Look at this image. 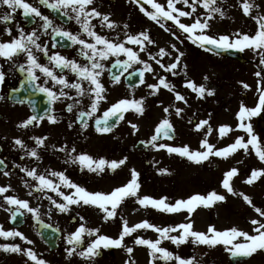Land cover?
I'll list each match as a JSON object with an SVG mask.
<instances>
[{
    "label": "snow or ice",
    "instance_id": "6c2138e0",
    "mask_svg": "<svg viewBox=\"0 0 264 264\" xmlns=\"http://www.w3.org/2000/svg\"><path fill=\"white\" fill-rule=\"evenodd\" d=\"M94 2L95 0H35V2H29V0H0V8L8 10L0 13V21L5 23L4 33L10 37L9 40L0 39V85L5 82L9 74L4 69V62H6L9 71L23 74L21 88L28 85L33 91L45 94L49 105L55 104L61 98L65 100L71 99L74 102L67 104V111L72 113L74 108L81 103V100L72 97L67 90H75L77 97H83L86 93L89 94L92 97L90 103L91 111L81 110L78 114V120L83 129L89 127L86 117H91L97 111L100 101L107 98L105 95L106 89L100 77L105 70L103 61L108 60L109 57H116L115 66L122 67L124 71H127L134 63L143 65V68L138 70L140 84H145V72L155 73L152 64L142 59L140 53H146L149 60L154 61L156 65H159L160 68L173 76L179 75L181 71L187 76L188 69L186 63L182 64V60L186 58V53L177 47L175 43L170 45L171 51L161 47L156 54H153L148 46L155 44V41L147 30L136 34L125 32L124 40L119 39V34H117L115 39L101 35L96 31L97 25L93 23L95 18H99L101 28L107 27L114 30L118 27V24L110 19V14L102 13L96 7H90ZM129 2L137 5L145 16L169 32L180 44L187 40L198 48L217 56L221 52L229 50L244 52L249 49L259 57L258 66H264V12L260 11L262 5L256 3V0H238L243 14L250 17L256 24L254 33L237 30L235 33L216 35L210 33L212 28L210 21L215 18L214 14H218L221 19L226 16V12L223 7L219 6L218 0H166V4L157 2V0H129ZM147 5L151 7L148 8L146 7ZM178 5H183V7ZM198 5L208 11L207 18H201L196 15ZM40 6H46L50 10L61 12L63 15L68 16L69 19H74L81 31L73 32L63 28L61 25H57L49 15L44 14L40 10ZM18 10H22L23 16L30 23L36 24V26L32 27L31 30H26L19 23L15 25V29L8 26L14 19L13 14ZM69 10L74 15H69ZM37 18L39 23H37ZM182 18H190L191 22H183ZM168 22H171V24ZM123 27L128 29L129 25L124 24ZM49 29H51V33L48 31ZM14 31L15 34H13ZM41 32L52 37L51 47H49L47 42L42 41ZM81 32L91 38V42L82 38ZM177 32L180 34L178 35ZM56 37L70 42L69 46H79V55L84 57L87 63H80L75 58L61 54L60 51H53L59 43ZM126 45L137 46V50ZM173 52L175 53L174 56ZM122 55L126 59H120ZM163 57H170L171 62L162 63ZM65 70L75 74L76 79L74 81L71 80L65 74ZM255 76L258 78L256 89L259 93L258 102L253 107H248L242 102L237 113L240 121L237 128L246 133L247 139L240 136L226 147L217 149L207 139V135L211 134L212 128L209 120L204 119L195 123V130L197 131L206 128L205 138L200 142L201 150L190 149L188 145L172 146L166 143H158L161 137L172 139L174 136L175 129L172 122L168 117H165L158 123L155 128V134L151 136L147 144L157 150L166 149L169 154H177L196 164L203 163L210 156L226 159L239 149H243L245 153H248L249 146H251L259 160L264 162V143H262V138L255 132L253 125V118L260 117L264 113V67L256 71ZM203 79L207 81L209 77L205 75ZM113 81L118 83L120 76H113ZM84 82H87V87H85ZM241 83H243L245 89L250 88L247 83ZM146 86L152 90L150 95H155L163 87L173 92L177 101L188 103L186 97L177 91L176 86L165 76H158V83L147 84ZM185 86L196 93L199 98L215 95V89L209 88L203 83L198 84L192 79L186 80ZM13 91L18 92L19 89H14ZM5 99L3 95H0V101ZM19 102L23 103L24 101L20 99ZM129 109L134 110L139 115H143L146 110L145 98L142 97L138 100L120 99L112 104L104 112L103 117L95 120L96 131L99 133L111 132L119 121L125 119V112L129 111ZM52 111L49 108L44 115H32L24 120L20 126L27 128L33 122L43 121L45 118L50 123H56L58 118L52 114ZM163 111L168 113L169 107H164ZM183 111V108H175L177 116H180ZM113 118H115L114 121ZM110 121L113 122L110 123ZM189 122L192 123L193 121ZM128 123L134 132L138 131L135 123L131 121H128ZM68 127L71 128L72 124H69ZM231 130V126L221 125L219 133L223 137ZM33 139L36 147L28 149L25 154L40 160L41 156L38 148L46 146L47 137H34ZM14 143L22 149L27 148L24 141L19 138H16ZM59 151L65 152L67 156L66 163L78 164L82 169L87 168L89 172L97 175L105 172L106 167L115 171L124 165L128 159L125 156L120 160L108 161L102 157L94 159L86 153L73 155V153H76V148L72 147L68 150L67 146L61 147ZM0 166L7 167L3 159H0ZM14 166L20 168L21 171L26 173L27 177H31L36 182L32 184L27 180L24 181L25 186L31 189L28 193L30 196L38 193L40 197L49 201L51 205L48 210L49 215H51L53 209L64 213L69 212L74 205L92 206L98 208L104 214L103 219L108 221L117 216V209L129 198H135L136 202L143 207L151 206L166 213L187 211V222H182L175 226L160 227L150 223L148 220L129 226L128 221L123 220L122 230L117 238L101 234L99 228H87L84 224H80L76 231L66 237L67 243L71 246L65 249L69 257L79 255L86 260H94L95 257L101 254V248L121 247L125 237L131 236L138 229H152L159 234V238L156 240L144 239L140 236L134 239L136 245L147 246L149 249V264H159L160 261H164L165 264H169V262L171 264H199L195 256L181 257L168 248L163 247V240H169L177 247L189 242L194 245H207L212 248L223 246L224 251L229 254L232 264H242L245 258H251L257 252L264 251V208L256 206L250 196L244 193H237L234 190L231 178L238 174V169L235 167L224 173L222 187L227 193L241 196L258 214V218L250 220V223L254 226L251 233L237 226L220 230L214 225H209L206 232L194 229L191 216L197 207L210 208L217 202L226 201L227 196L216 190L209 191L206 195L196 193L187 199L169 202L168 197L155 199L148 195L140 196L138 193L141 187L139 181L141 174L135 168L130 170L131 178L127 183L115 187L110 192H104L89 190L85 186L71 180L64 171L38 173L35 168L29 169L21 165ZM158 171L161 174H165L169 170L160 168ZM3 174L9 176L10 172L4 171ZM261 177H264V169H253L246 183L253 184ZM10 188L11 185L0 186V197L9 206L5 210L11 211L10 219L15 221L18 215H23L20 210L26 209L28 213L33 214V217L39 221V208L30 206L28 200L19 199L14 195L8 194ZM65 188L71 191L66 193L63 190ZM49 193H54L55 196ZM0 207H4V205L0 204ZM79 219L84 220V217L80 216ZM45 227H51V225H45ZM172 233L176 234L173 235ZM86 235L94 236L95 238L86 242ZM0 237L5 239L18 237L29 245L34 243L23 232L16 228L6 230L2 224H0ZM85 243L86 246L81 247ZM78 247H81L79 252H77ZM0 250L26 256L28 259L25 264H28V261L33 262V264H49L32 247L25 248L19 243L0 244ZM127 252L131 254L133 248L127 247ZM132 264H135L134 260Z\"/></svg>",
    "mask_w": 264,
    "mask_h": 264
},
{
    "label": "rangeland",
    "instance_id": "374dc122",
    "mask_svg": "<svg viewBox=\"0 0 264 264\" xmlns=\"http://www.w3.org/2000/svg\"><path fill=\"white\" fill-rule=\"evenodd\" d=\"M157 2L166 4V0H157ZM99 3L102 4L101 9L105 13H108L109 6L112 9L114 7L109 0H101ZM256 3L262 5L260 11L264 12V0H256ZM218 4L225 10L226 16L221 19L218 14H214L215 18L210 21L212 25L211 34L235 33L237 30L254 33L256 24L250 17L243 14L238 0H218ZM178 6L183 7V5ZM146 7L150 8L151 6L147 5ZM196 15L207 18L208 11L198 5ZM114 16L120 22L128 20L130 24L126 31L132 34L147 30L155 41V44L148 46L153 54H156L161 47L171 51L170 45L172 43H175L177 47L186 53V58L182 60V64L186 63L188 65L187 76L184 75L183 71L179 75H171V73L156 65L154 61L149 60L146 53H143V59L152 64L155 69V73L147 72V84L158 83V76H165L176 86V90L186 97L188 103L177 101L174 93L163 87L155 95H150L152 90L146 88L147 91H144L141 96L145 98L146 110L144 114L139 115L134 110L129 109L125 113V119L115 129L116 132L129 131L130 137L119 139V136H116L113 146L115 147V153L109 161L120 160L125 156L128 159L124 165L114 171L115 173L111 178L107 179L108 182L104 185L101 184L100 187L103 188V191L109 189L107 192H110L115 187L127 183L131 178L130 170L135 168L141 174L139 177L141 187L138 193L140 196L148 195L155 199L168 197L169 202H175L178 199H187L196 193L206 195L209 191L216 190L227 196L226 201L217 202L210 208L197 207L191 216L194 229L206 232L209 225H214L220 230L237 226L251 233L254 226L250 223V220L258 218V214L241 196L227 193L222 187L224 173L235 167L238 169V174L231 178L234 190L237 193L250 196L256 206L264 208V177L256 180L253 184L246 183L253 169H264V162L259 160L251 146H249L248 153H245L243 149H239L226 159L210 156L203 163L196 164L177 154H169L166 149L157 150L151 145H148L145 151H137L134 149V144L139 139L148 142L151 136L155 134L158 123L165 117L171 120L175 135L172 140H159L158 143H166L172 146L188 145L190 149L201 150L200 142L205 138L206 128L197 131L195 130V123L204 119L209 120L212 128L211 134L207 135V139L217 149L233 143L237 137L243 136L247 139L246 133L237 128L240 123L237 113L242 102L248 107H253L258 102L259 93L256 90L258 78L255 76V72L264 67L258 66L259 57L249 49L242 52L245 59L243 63L229 58L220 60L213 55L201 54L196 48L193 49L190 41L185 40L183 44H180L169 32L162 29L141 11L138 12L133 5L127 2H124L117 9L115 8ZM182 20L186 23L191 22L190 18H182ZM168 23L171 24V22ZM121 30L123 31V28ZM122 31L118 33L120 40L125 35ZM177 34L180 33L177 32ZM181 38L183 39V37ZM133 48L137 50L136 46ZM170 62V57L162 58V63L167 64ZM205 75L209 77L207 81L203 79ZM188 79L215 89V95L199 98L196 93L185 86ZM241 82L247 83L250 88L245 89ZM243 94L246 95V99L243 98ZM164 107H169L168 113L163 111ZM176 107L184 109L180 116L175 114ZM103 109V107L100 108V110ZM209 114L211 115L209 116ZM128 121L135 123L138 131L134 132ZM189 121L193 122L190 123ZM221 125H229L232 129L223 137L219 133ZM253 125L255 132L262 138V143H264V113L260 117L253 118ZM160 168H167L169 171L161 174L158 171ZM44 207L49 210L51 205L45 202ZM80 209L78 206H72L67 214L52 211L50 219L53 223H60L62 231L66 226L70 230L73 229L74 232L80 224H84L87 228H99L101 234L113 238H117L122 230L123 220H127L129 226L148 220L160 227L175 226L187 222L186 210L178 213H166L151 206L143 207L136 202L135 198L127 199L117 209V216L108 221L103 219L104 214L96 207L84 206L83 210ZM80 216H83L84 220H80ZM72 217L75 218L73 222ZM172 234L175 235L176 233ZM24 235L34 243L22 247H32L39 256H43L35 237L28 232ZM137 236L151 240L159 238V234L152 229H138L131 236L125 237L121 247L101 248V254L95 257L94 260H86L78 255L79 261L77 264H132L133 260L135 264H149V249L147 246L134 243ZM94 238V236H85V239L89 241ZM1 239L0 237V242ZM162 246L181 257L195 256L199 264H230L228 253L224 251L223 246L212 248L207 245H194L189 242L177 247L169 240H163ZM127 247L133 248L131 254L127 252ZM62 248L63 246L60 244L56 252L47 257L45 255L43 258L49 264H75L71 263L70 258L62 256L60 251ZM78 250L80 251L77 248ZM7 254V258L3 257L5 256L3 254L0 256V264H19L13 258L22 255L14 253L15 256L12 257L13 253L7 252ZM22 257L27 258L26 256ZM30 264H33V262L30 261ZM159 264H165V262L160 261Z\"/></svg>",
    "mask_w": 264,
    "mask_h": 264
},
{
    "label": "flooded vegetation",
    "instance_id": "af4514ba",
    "mask_svg": "<svg viewBox=\"0 0 264 264\" xmlns=\"http://www.w3.org/2000/svg\"><path fill=\"white\" fill-rule=\"evenodd\" d=\"M101 0H96L93 5L90 7H96L102 13H105L100 4ZM29 2H35V0H29ZM110 4L114 7L113 9L109 6L108 13L110 14V19L117 22L118 27L113 29H108L107 27L101 28L99 25V18H95L93 23L97 25L96 31L101 35H104L108 38L115 39L117 34L128 32L124 29V24H130L127 20H122L121 22L115 19L114 10L115 8L121 6L124 2L133 5L138 12H140L139 7L133 3H130L129 0H109ZM118 3V5H116ZM40 10L49 15L57 25L63 26L67 30H72L73 32L81 31L79 26L76 24L74 19H69L68 16H65L61 13L60 17H55L51 12L46 9L44 6H40ZM113 10V11H112ZM8 11L5 8H0V13ZM14 19L10 22L8 26L15 29L17 23L23 25L26 30H31L32 27H35L36 24L30 23L22 14V10H18L13 14ZM69 15H74L69 10ZM37 23L39 19L37 18ZM5 23L0 21V39L9 40L10 37L4 33ZM120 27V28H119ZM107 28V30H105ZM51 33V29L48 30ZM211 33V32H210ZM15 34V31L14 33ZM41 34V39L43 42H47L49 47H51L52 37L49 34L43 32ZM221 34V33H220ZM82 38L88 39L91 42V38H88L86 34L82 33ZM125 39V35L122 40ZM56 40L59 41L58 46L53 51H60L61 54L75 58L80 63H87L86 59L79 55V46H69L70 42L56 37ZM134 47L133 45H126ZM137 47V46H136ZM202 53L207 55H213L212 53L206 52L203 49L198 48ZM141 58L143 59V53H140ZM217 56V55H216ZM221 58L222 56H218ZM217 57V58H218ZM116 57H109L108 60L103 61L105 64V70L102 73L100 79L102 84L106 89V99L100 101L97 111L91 116L86 117L89 123L87 129L81 127V123L78 120V114L81 110L91 111L90 103L91 96L85 94L83 97H77L75 90H67L70 92V95L75 99L81 100V103L74 108L73 112L70 113L67 111V104H71L74 101L71 99L65 100L61 98L60 101H57L55 104L49 105L47 96L43 93L35 92L31 89L30 86L25 85L21 88V81L23 79V74H20L16 71H9L8 65L4 62V69L8 71V76L5 82L0 85V95H3L6 99L0 101V159L5 161L7 167L0 166V186L11 185L10 192L8 194L14 195L19 199L28 200L30 206L39 208V221L33 217V214L28 213L26 209H21L20 211L23 215H18L17 218L21 221V226L13 227L10 224L11 211H6L5 208L9 206L3 201V198L0 197V204H3L4 207H0V217L1 224L4 228L12 229L16 228L17 230L25 233H29L35 237L37 245L41 248V253L43 256H50L51 251L48 250L47 246L40 238L37 228L41 221L52 224L48 210L44 207V203L49 201L43 197H40L38 193L29 195L31 189L25 186L24 181L27 180L29 183L35 184L36 182L32 180L31 177H27L26 173L21 171L20 168L15 167L14 165H21L22 167H27L29 169L35 168L38 173H46L49 171H64L67 176L71 178L74 182L85 186L89 190H99L103 191V188L100 187L101 184H106L107 179L111 178L115 173L110 168L106 167V173H100L99 175L89 172L87 168H81L78 164L66 163L67 156L65 152L59 151L61 147L67 146L68 150L72 147L76 148L77 155L79 153H86L91 155L94 159L105 158L109 161L111 156L115 153V139L116 136H119V139L122 137H130L129 131H120L116 132V127L121 123L116 124L111 132L108 133H99L95 128V120L97 118L103 117L104 112L111 107L112 104L118 102L120 99H140L142 98V93L147 91V72H145V84H140L139 82V69L143 68V65L133 64L132 67L128 68L127 71L120 66H115ZM120 59H126L123 55ZM222 59V58H221ZM46 62V61H45ZM65 74L69 76L71 80H75V74L65 70ZM120 76V81L118 83L113 81V76ZM85 87H87V82ZM14 89H19L18 92L13 91ZM139 94V95H138ZM94 95V94H93ZM20 99H23V103H20ZM30 105L38 109V115H44L45 108H51L52 114L55 115L58 120L56 123H50L47 118L43 121L33 122L32 125H29L27 128L20 126L24 120L28 117L35 115L31 109ZM103 107V110L100 108ZM72 124V127L69 128L68 125ZM34 137H47L46 146L38 148L41 159L37 160L34 157L27 156L25 153L28 149L36 147ZM19 138L24 141L27 146L26 149L20 148V146L14 143L15 139ZM55 146V147H53ZM121 151V150H120ZM111 161V160H110ZM4 171H9L10 175L5 176ZM66 193L70 192V189H63ZM109 190V189H108ZM108 190L104 191L107 192ZM52 196H55L54 193H49ZM75 206V205H74ZM84 209V206H78ZM56 213H61L58 210L53 209ZM67 214V212L61 213ZM72 222L75 220L74 217L71 218ZM56 225L61 226L60 223H55ZM64 230H61V235L58 239L59 243L62 244L63 248L60 250L62 256L65 258H70L71 263L77 264L79 261L78 255L68 256L65 252V249L71 247L66 240V237L73 232V229L67 228L64 226ZM76 231V230H75ZM0 244L4 243H19L21 246H26V241L20 240L17 238H8L5 239L1 237ZM88 242V239H85ZM82 245L81 247H84ZM81 247L78 249L81 250ZM11 253V252H8ZM8 257L7 252L0 250V256ZM7 254V255H6ZM12 254V253H11ZM15 256L13 253L12 257ZM41 256V258H43ZM261 257V258H260ZM13 260L19 262V264H25L26 259L22 256H15ZM242 264H264V251H259L254 254L251 258H246L243 260Z\"/></svg>",
    "mask_w": 264,
    "mask_h": 264
},
{
    "label": "water",
    "instance_id": "95a60500",
    "mask_svg": "<svg viewBox=\"0 0 264 264\" xmlns=\"http://www.w3.org/2000/svg\"><path fill=\"white\" fill-rule=\"evenodd\" d=\"M54 14H58L57 11L51 10ZM221 54H225L228 56H231L233 58H237L241 60L239 51L236 50H229L227 52H221ZM115 118H113V121ZM113 121H110L112 123ZM161 138H167V137H161ZM144 144L141 141H138L136 144V148H141ZM46 224H42L39 226V232L44 237L45 242L48 244V246L52 249L55 247V240L58 236V231L51 227H45Z\"/></svg>",
    "mask_w": 264,
    "mask_h": 264
}]
</instances>
